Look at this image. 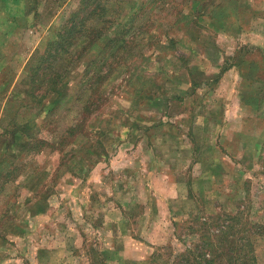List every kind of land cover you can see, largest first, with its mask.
Wrapping results in <instances>:
<instances>
[{"label": "rangeland", "instance_id": "1", "mask_svg": "<svg viewBox=\"0 0 264 264\" xmlns=\"http://www.w3.org/2000/svg\"><path fill=\"white\" fill-rule=\"evenodd\" d=\"M86 2L21 0L4 48L0 264L164 263L228 216L264 264V0ZM90 6L45 90V42Z\"/></svg>", "mask_w": 264, "mask_h": 264}, {"label": "trees", "instance_id": "2", "mask_svg": "<svg viewBox=\"0 0 264 264\" xmlns=\"http://www.w3.org/2000/svg\"><path fill=\"white\" fill-rule=\"evenodd\" d=\"M86 4H89L91 0H86ZM81 11L80 18L78 19L79 12ZM89 16L85 18L87 13ZM70 16L66 21L59 26V28L53 33V38L45 42V49H52L53 53L49 55L47 64L42 66L41 82L48 80L47 72L54 75L56 74L52 68H50L49 61L65 59L68 55L67 48L71 44V34L84 35L86 37L95 35V26L90 23L93 20V7H77L76 10L70 12ZM68 24V26H66ZM69 38V39H68ZM49 76V74H48ZM49 84L45 87V90H53L55 80H48ZM217 233L210 237H204L206 233L199 234L200 239L193 243L191 247L185 248L184 251H180L178 254H173L170 257H166L163 263V259H160L159 252L156 250L150 257V263L154 264L159 259V264H256L253 246L250 239V230L247 225L239 224L236 216H228L225 218ZM225 222V223H224ZM242 227L244 232L242 235H236L233 230L235 227Z\"/></svg>", "mask_w": 264, "mask_h": 264}, {"label": "crops", "instance_id": "3", "mask_svg": "<svg viewBox=\"0 0 264 264\" xmlns=\"http://www.w3.org/2000/svg\"><path fill=\"white\" fill-rule=\"evenodd\" d=\"M20 1L21 0H11V5L16 9L10 8V10L5 13V18L2 20L3 24L0 19V37L2 38L0 43V63H8L15 59H11L12 56H8L7 54L8 50H4L7 44L9 48H17L20 46L21 41H23L24 35L28 36V33L32 32L26 23L30 16V9H18V7H20ZM14 33H16L15 36ZM32 46H34V44Z\"/></svg>", "mask_w": 264, "mask_h": 264}]
</instances>
